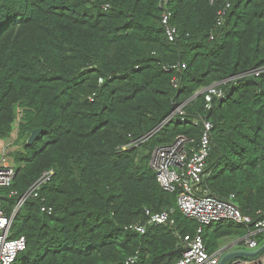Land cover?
I'll return each mask as SVG.
<instances>
[{
  "label": "trees",
  "instance_id": "obj_1",
  "mask_svg": "<svg viewBox=\"0 0 264 264\" xmlns=\"http://www.w3.org/2000/svg\"><path fill=\"white\" fill-rule=\"evenodd\" d=\"M161 3L0 0V141L18 128L21 146L12 152V188L22 195L53 171L14 222L12 237L24 235L28 244L18 264L177 261L176 232L194 234L199 224L180 211L179 189L160 186L150 159L180 134L198 141L200 115L214 124L204 185L220 198L235 194L245 215L264 216V70L252 74L264 68V0ZM177 63L185 67L165 69ZM218 82L226 97L206 111L205 94L192 97ZM181 103L185 119L169 118ZM37 128L42 133L27 144ZM147 209L173 211L176 226L147 224ZM138 223L147 225L144 233L132 228ZM247 232L222 220L206 226L203 238L214 252Z\"/></svg>",
  "mask_w": 264,
  "mask_h": 264
},
{
  "label": "built area",
  "instance_id": "obj_2",
  "mask_svg": "<svg viewBox=\"0 0 264 264\" xmlns=\"http://www.w3.org/2000/svg\"><path fill=\"white\" fill-rule=\"evenodd\" d=\"M169 0H162L166 4ZM226 9L219 12L218 25H222L223 16ZM170 13L165 10L163 21L166 26V33L171 41L176 39L177 29L170 24ZM214 33H211L210 39H214ZM185 64H169L166 66L167 71L181 70ZM264 70L258 69L252 74L260 75ZM230 80V79H228ZM102 82L103 79L101 78ZM227 82V80L222 81ZM222 82L213 83L204 88L205 109L210 111L215 107V100H222L226 97V92L220 87ZM173 87L179 88L181 79L175 76L172 80ZM186 103L177 105L175 110L169 116H180L181 120L185 119ZM195 125L202 127V133L198 141L186 134H180L175 141L168 145H158L154 148L150 165L155 170L157 180L160 186L170 192L178 189L180 192L177 197V204L180 211L188 218L196 220L198 227L194 234H183L180 231L176 235L181 241V257L172 263L162 264H219L222 256L228 251L229 246L243 244L244 250H254L260 247L257 235L264 232V216L253 219L245 215L242 209L235 202V194L227 198H220L210 193L209 188L204 185V179L208 175L206 172L207 160L212 149L211 131L214 124L207 116L200 115L195 119ZM138 140L133 141L132 146L137 145ZM15 144V143H14ZM21 148V146H18ZM127 146H124L126 148ZM9 143L0 145V264H16L18 257L27 249L26 236L21 235L12 237L14 222L24 203L30 197L39 196V188L45 181L50 179L53 171H46L41 179L32 185L24 194L20 195L17 190L13 189V183L17 175L16 164L12 157ZM15 197V198H14ZM10 198H14L11 200ZM44 212H51L52 208L46 205L41 207ZM173 211L151 212L147 209L149 225H170L176 226V220L172 215ZM222 220H232L248 228V232L242 236L233 238L228 245H222L218 250L210 252L207 249L203 233L205 227L213 225ZM146 224H135L132 226L135 230L144 233ZM129 262H134L130 258ZM226 264H264V252L253 258L243 256L233 258Z\"/></svg>",
  "mask_w": 264,
  "mask_h": 264
},
{
  "label": "water",
  "instance_id": "obj_3",
  "mask_svg": "<svg viewBox=\"0 0 264 264\" xmlns=\"http://www.w3.org/2000/svg\"><path fill=\"white\" fill-rule=\"evenodd\" d=\"M204 93V89L198 91L193 97L192 99L202 95ZM170 118V117H169ZM166 119L164 120L158 127L156 130H158L161 126H163V124L169 120ZM42 133V128H37V129H34L32 131V133L30 134L29 138H28V141H27V144L31 145L38 137L39 135ZM155 133V131H152L149 135H153ZM182 247H179L178 249L175 250V252H182ZM264 252V243L258 247L257 249H254V250H244V249H235V250H231V251H228L226 252L221 260H220V263L219 264H226L229 260L233 259V258H238V257H243V256H247V257H255V256H258L260 254H262Z\"/></svg>",
  "mask_w": 264,
  "mask_h": 264
},
{
  "label": "rangeland",
  "instance_id": "obj_4",
  "mask_svg": "<svg viewBox=\"0 0 264 264\" xmlns=\"http://www.w3.org/2000/svg\"><path fill=\"white\" fill-rule=\"evenodd\" d=\"M17 130H18V128H16L15 130H14V132L12 133V135L8 138V139H3V140H1L0 142H1V146H3L4 144H6V143H9L10 145H11V149L12 150H17V149H19V145H17V144H14L15 143V141H16V138H17ZM263 237H262V240H264V234L262 235ZM234 241L233 240V238H227V239H225V240H223L222 241V243H221V245H228V243L230 242V241ZM235 248H237V249H243L244 248V245L243 244H241V243H239V244H236L235 246H234ZM251 258H253V257H251ZM19 260H21V258L19 259ZM19 260L16 262V264H18L19 263Z\"/></svg>",
  "mask_w": 264,
  "mask_h": 264
},
{
  "label": "crops",
  "instance_id": "obj_5",
  "mask_svg": "<svg viewBox=\"0 0 264 264\" xmlns=\"http://www.w3.org/2000/svg\"><path fill=\"white\" fill-rule=\"evenodd\" d=\"M229 243H230V242H229ZM229 243H228V244H229ZM230 244H231V243H230ZM234 246H235V245H233V244H232V247L229 246L228 251H231V250H235V249H237V248H235ZM228 251H226V252H228Z\"/></svg>",
  "mask_w": 264,
  "mask_h": 264
}]
</instances>
